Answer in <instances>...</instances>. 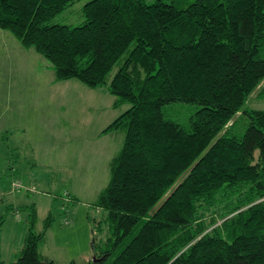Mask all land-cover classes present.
<instances>
[{"label":"trees","instance_id":"obj_1","mask_svg":"<svg viewBox=\"0 0 264 264\" xmlns=\"http://www.w3.org/2000/svg\"><path fill=\"white\" fill-rule=\"evenodd\" d=\"M73 1L0 0V29L55 80L127 104L100 131L123 136L92 202L109 235L92 236L90 264H264V109L245 106L264 80V0H88L80 22H50ZM178 103L196 106L183 122L166 114ZM27 208L0 264H56L39 250L51 212L36 231Z\"/></svg>","mask_w":264,"mask_h":264},{"label":"rangeland","instance_id":"obj_2","mask_svg":"<svg viewBox=\"0 0 264 264\" xmlns=\"http://www.w3.org/2000/svg\"><path fill=\"white\" fill-rule=\"evenodd\" d=\"M86 1L74 0L50 22H80ZM1 30L2 258L14 259L21 248L28 229L27 206L35 202L36 231L42 230L48 212L53 216L39 246L41 253L56 264L72 259L76 264H90L96 259L93 237L99 242L109 235L103 210L92 202L108 182L110 160L123 136L119 130L100 131L127 104L112 106L113 95L105 85L89 87L76 79L52 81L54 72L48 61L33 47L22 46L8 30ZM263 85L264 80L247 97L245 106L264 109V95H259ZM195 107L178 103L166 114L183 122Z\"/></svg>","mask_w":264,"mask_h":264},{"label":"crops","instance_id":"obj_3","mask_svg":"<svg viewBox=\"0 0 264 264\" xmlns=\"http://www.w3.org/2000/svg\"><path fill=\"white\" fill-rule=\"evenodd\" d=\"M0 31H2L1 29H0ZM0 36H2V32H0ZM15 50H16V48H15ZM17 50H19V49H17ZM52 81H56V80H54V77L52 76ZM59 105V104H58ZM7 136V135H6ZM8 138V137H7ZM27 146H29V145H27ZM11 155V154H10ZM12 156V155H11ZM2 251V250H1Z\"/></svg>","mask_w":264,"mask_h":264},{"label":"water","instance_id":"obj_4","mask_svg":"<svg viewBox=\"0 0 264 264\" xmlns=\"http://www.w3.org/2000/svg\"><path fill=\"white\" fill-rule=\"evenodd\" d=\"M92 241H93V239H92ZM94 249V246H92V250ZM93 259H94V255H93Z\"/></svg>","mask_w":264,"mask_h":264}]
</instances>
